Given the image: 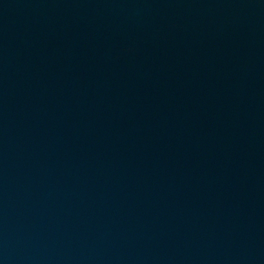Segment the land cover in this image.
<instances>
[{"label":"water","instance_id":"obj_1","mask_svg":"<svg viewBox=\"0 0 264 264\" xmlns=\"http://www.w3.org/2000/svg\"><path fill=\"white\" fill-rule=\"evenodd\" d=\"M0 264H264V0H0Z\"/></svg>","mask_w":264,"mask_h":264}]
</instances>
